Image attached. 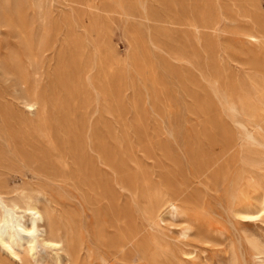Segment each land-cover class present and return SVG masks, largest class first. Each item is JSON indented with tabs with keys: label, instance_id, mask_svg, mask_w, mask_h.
Segmentation results:
<instances>
[{
	"label": "rangeland",
	"instance_id": "374dc122",
	"mask_svg": "<svg viewBox=\"0 0 264 264\" xmlns=\"http://www.w3.org/2000/svg\"><path fill=\"white\" fill-rule=\"evenodd\" d=\"M21 19L35 43L56 22V48L31 55ZM0 32L4 196L44 190L83 264H103L102 254L110 264H264V213L244 221L230 212L234 177L245 175L250 203L264 192V130L256 126L264 124V0H0ZM27 95L42 98V109L30 112ZM70 154H122L137 179L135 198L120 188L112 213L90 209ZM191 154H228L229 165L223 158L201 175ZM162 199L187 216L164 210L150 225ZM103 226L109 238L133 228L140 238L116 258L99 237ZM181 247L194 248L190 257ZM1 249L0 264H21ZM167 249L171 257L161 254ZM46 261L39 264H54Z\"/></svg>",
	"mask_w": 264,
	"mask_h": 264
},
{
	"label": "bare ground",
	"instance_id": "6f19581e",
	"mask_svg": "<svg viewBox=\"0 0 264 264\" xmlns=\"http://www.w3.org/2000/svg\"><path fill=\"white\" fill-rule=\"evenodd\" d=\"M20 18H22V17H20ZM5 24H6V22H5ZM50 24H51V22H50ZM29 26H30V24H29ZM29 26L27 25V23L24 19L20 20V23H19V31L20 32L19 33H20L22 41H24L25 44H27V46H30L31 55L41 56V55H43L49 51H53L56 48L57 43L60 42V41H58L59 38H57V36H58V34H61V33H58L59 26L56 22H53L48 27L46 25H44L45 26L43 28L44 34L40 37V40H38V42H36V43L34 42V40L32 39V37L29 34V32H30ZM5 27H6V25H5ZM7 28H9V27H7ZM91 34H92V32H91ZM252 37L254 38V36H252ZM254 39H257V38H254ZM0 45H1V43H0ZM65 45H67V44H65ZM19 46H20V44H19ZM61 46H64V45H61ZM54 53H56V52H54ZM53 56H55V55H53ZM36 61H38V60H36ZM89 66L88 67H87V65L84 66V68L80 72L82 76L88 75V73L90 71ZM95 66H97V65H95ZM20 73H21V71H20ZM22 74L25 76L24 73H22ZM103 76H104L103 73H100L101 84L103 83V79H102ZM90 77H93V76L91 75ZM95 79H93V80H95ZM89 80H90V78H89ZM23 84L24 83H22V85ZM257 88H259V87H257ZM254 89H255V87H254ZM261 91L262 90H260V92ZM250 94H252V93H250ZM251 105H254L253 102ZM262 105H263V107L260 109L264 113V101L262 102ZM24 106L30 112L31 111L37 112L39 109H42V107H43L42 98L41 99L40 98H32L29 95H27L26 100L24 101ZM241 107H243V106H241ZM247 107H248L249 113L254 115L255 109H252V107H249V106H247ZM256 110H257V107H256ZM231 111H233V110H231ZM235 111L238 112V110H235ZM257 117H256V119H257ZM255 122H256V120H255ZM250 123H251V121H250ZM256 126H258V128L261 129V131L264 130V124L258 123ZM251 136H253V135H251ZM256 139H257V137H256ZM261 142H263V141H261ZM263 144H264V142H263ZM252 145H254V144L252 143ZM194 155L195 154H191L190 158H191V160H196V158L198 157L196 160L197 161L196 164H198V165H196V166H197L199 173L201 175L205 174V173L208 174L209 172L207 173V171H209V169H211L215 165H217L218 162L223 158L225 161L224 163L229 165V159L227 158L228 154H215L213 157L206 159V160H204V154H196L195 156ZM240 157H239V159H241ZM70 158H72V160H73V164L75 165V171L79 174V177L82 180L83 186H85L87 188L88 192H87V195L85 197V202H86L87 206L90 207V209L94 210V208H95L98 211V210L104 208V209H106V211H110L112 213L113 210L117 206H119L120 197H122V195H123L122 193H120V190H119L120 188H126L127 189L126 191H130L132 196H134V198H135V193H136L135 191L137 190V187H136L137 179H136V176L134 174L130 173L128 166H127V161L124 158V156H122V154H70ZM62 160H63V158H62ZM184 161H185V159H184ZM260 162L261 161H259L257 164H259ZM237 163H238V161H237ZM253 166H255V165H253ZM228 168H229V166H228ZM246 169H247V166H246ZM223 173L226 174V172H222V176H224ZM251 174H250V176H251ZM176 177H177V174H176ZM223 178H225V177H223ZM234 178H235V180L231 181L232 182V188H231L232 189V191H231L232 203L231 204H233V205H232L230 212L233 214L235 219L244 220V221L255 220V219L261 217L264 213V192L262 194H260L254 200L255 201L254 203H250L248 201V185L243 183V181L246 179L245 175L240 176L239 178H236V177H234ZM198 181H200V180H198ZM82 184H80V185H82ZM144 185H145V183H144ZM255 185H257V184H255ZM39 187L42 188V186H39ZM149 188H150V186H149ZM43 189H45V188H43ZM75 190H76V186H75ZM43 191L44 190H37L35 192L22 191V192H18L16 195L14 194V196H11V197H6L3 195V192H0V248H2L1 250L5 252V255L8 257V259H12L14 262L18 259L21 264H33V263L39 264V262L46 261V260H50L51 263L53 261L54 264H83L82 263L80 244H78L77 239H75L74 234L71 231H69L68 227H66L65 225H64V227H62L60 225V222H59L60 217L57 214V210H56L55 206L53 205L52 201L49 199L50 196H47ZM138 194H139V192H138ZM129 195H130V193H129ZM161 196H162V194H161ZM165 196H166V194H165ZM150 197L151 196L148 195V198H149L148 200H151ZM134 198H133V200H134ZM51 199H54V198L52 197ZM141 199H143V198H141ZM160 199H161V197H160ZM137 201L134 200V202H137ZM157 202H158V200H157ZM145 208H147V207L145 206ZM155 208H153V209L156 211L154 213H150V218H149L150 225L154 224L156 226L158 224L157 219L160 218V215L164 210L167 213H170L173 217L184 218L188 214L186 209H185V206H183L182 204H180L179 202H177L176 200H173V199H162L161 202L159 203L158 208L157 209H155ZM81 210H83V209L81 208ZM188 210L191 211L189 206H188ZM59 211H58V213H59ZM156 212H157V214H156ZM60 213H61V211H60ZM60 213H59V215H60ZM146 213H148V212H146ZM117 215H118V213H117ZM189 219H191V218H189ZM192 220H194V219H192ZM160 221L161 220H159V223H160ZM108 222H110V221H108ZM183 222H186V221H183ZM193 222H196V221L194 220ZM95 223H96V221H95ZM112 223L113 222H111V224ZM80 224H82V223L80 222ZM97 224H95V225L97 226ZM83 227H84V225H83ZM87 227H88V225H87ZM111 227H114V225L112 224L110 226V228ZM145 227H149V226L146 225ZM162 227L164 228V225ZM109 229L107 227H104V226L101 227L99 229V232H100L99 237L103 243L107 241L109 250L111 251L112 254H114V256H115V254L120 252L128 244H131L132 247L135 246L137 237L139 236L138 235L139 232L137 229L133 228L132 231L127 236H124L121 239L120 238H112V237L109 238L107 236L109 233ZM162 229H160V230H162ZM192 229H193L192 225H188L184 228L183 234L186 237L185 239H187V237L190 236L189 233L192 231ZM198 230H200V228ZM88 231L90 232V230H88ZM164 236H167V235H164ZM147 237H148V235H147ZM139 238H140V236H139ZM160 239H162V238L160 237ZM164 239H162V240H164ZM149 241H150V239H149ZM89 242H90V240H89ZM157 242L159 243V241H157ZM187 242H189V241H187ZM164 243L165 242H163V244ZM86 244H87V242H86ZM167 246H165V247L169 248ZM162 247H164V246H162ZM171 249H172V247H171ZM162 251H164V250H162ZM165 251L166 252H164V253L161 252V254H164L166 257L172 256L171 250L167 249ZM191 251L185 250V249L183 250V248H182L180 253H182L183 256L190 257L189 255L192 254ZM161 254H159L158 257H160ZM157 255H158V253H157ZM38 257H39V259L41 258L40 261H38ZM162 257L164 258L163 255H162ZM174 257H175V254H174ZM107 258H108V256H107ZM111 259H113V258H111ZM180 259H181V257H180ZM102 260H103V264H110V262L105 257H103V254H102ZM164 260H166V258H164ZM169 262H171V260Z\"/></svg>",
	"mask_w": 264,
	"mask_h": 264
}]
</instances>
